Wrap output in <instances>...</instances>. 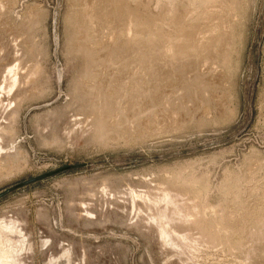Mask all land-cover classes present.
I'll use <instances>...</instances> for the list:
<instances>
[{
  "label": "rangeland",
  "instance_id": "obj_1",
  "mask_svg": "<svg viewBox=\"0 0 264 264\" xmlns=\"http://www.w3.org/2000/svg\"><path fill=\"white\" fill-rule=\"evenodd\" d=\"M0 149V264H264V0H0Z\"/></svg>",
  "mask_w": 264,
  "mask_h": 264
},
{
  "label": "bare ground",
  "instance_id": "obj_2",
  "mask_svg": "<svg viewBox=\"0 0 264 264\" xmlns=\"http://www.w3.org/2000/svg\"><path fill=\"white\" fill-rule=\"evenodd\" d=\"M104 119H102V120H100V123H99V126H100V129H103V127H104ZM114 124V123H113ZM119 125V124H118ZM110 128V127H109ZM4 148V147H3ZM2 148V149H3ZM1 150V149H0ZM1 152V151H0ZM21 151L19 150V149H16V151H14V153H13V160L14 161H17L18 160V158H21ZM9 154H2V156H0V169L1 170H3L4 168H5V165H7L8 164V162H10V160H9ZM2 173V172H1ZM4 173V172H3ZM5 176V175H4Z\"/></svg>",
  "mask_w": 264,
  "mask_h": 264
}]
</instances>
